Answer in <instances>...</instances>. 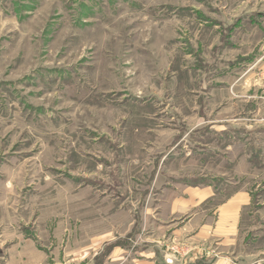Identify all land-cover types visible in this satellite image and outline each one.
<instances>
[{
	"label": "rangeland",
	"instance_id": "rangeland-1",
	"mask_svg": "<svg viewBox=\"0 0 264 264\" xmlns=\"http://www.w3.org/2000/svg\"><path fill=\"white\" fill-rule=\"evenodd\" d=\"M263 13L261 0H0V264L217 256L164 224L163 196L187 186H211V208L250 196L232 263L264 264Z\"/></svg>",
	"mask_w": 264,
	"mask_h": 264
},
{
	"label": "crops",
	"instance_id": "crops-1",
	"mask_svg": "<svg viewBox=\"0 0 264 264\" xmlns=\"http://www.w3.org/2000/svg\"><path fill=\"white\" fill-rule=\"evenodd\" d=\"M261 2L264 3V0ZM175 191V195L170 198H166L164 195L161 201L162 215L168 221L164 224L171 227V234L174 238L195 245L197 248L214 247L220 251L217 252L219 253L217 256L209 258L204 255L202 249H197L194 256L200 260L193 259L186 264H233L232 262L235 260L231 251L238 243L241 212L250 204V196L240 192L234 194L217 208L214 206L211 208L209 203L216 196L215 190L211 186H187ZM185 216L188 218L179 223L178 218ZM151 245L152 243L147 246ZM150 251L145 255V262L138 257L129 262L123 257V251L119 248H116L111 258L113 261L120 258V264H164L161 257H157L154 252ZM258 262L259 260L253 264H258Z\"/></svg>",
	"mask_w": 264,
	"mask_h": 264
}]
</instances>
